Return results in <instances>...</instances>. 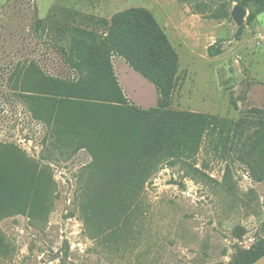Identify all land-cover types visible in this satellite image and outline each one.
Wrapping results in <instances>:
<instances>
[{
  "label": "rangeland",
  "instance_id": "rangeland-1",
  "mask_svg": "<svg viewBox=\"0 0 264 264\" xmlns=\"http://www.w3.org/2000/svg\"><path fill=\"white\" fill-rule=\"evenodd\" d=\"M259 2L0 0V143L27 186L39 185L44 215L35 222L0 214V241L12 242L16 253L0 257V264H246L264 252V0ZM241 3L246 15L237 25L231 14ZM135 8L153 15L178 56V83L166 111L231 123L223 143L207 140L196 157L195 167L207 178L193 179L180 164L164 161L137 194L121 187L122 178L136 181L138 170L113 168L105 158L95 168L78 142L54 141L51 129L15 96V78L8 77L17 64L33 63L47 75L72 78L57 50L59 29L89 28ZM210 46L219 55L211 57ZM116 61L122 60L114 57L112 66L129 102L155 109L153 85Z\"/></svg>",
  "mask_w": 264,
  "mask_h": 264
},
{
  "label": "trees",
  "instance_id": "trees-1",
  "mask_svg": "<svg viewBox=\"0 0 264 264\" xmlns=\"http://www.w3.org/2000/svg\"><path fill=\"white\" fill-rule=\"evenodd\" d=\"M259 1L247 3L258 5ZM238 6L242 8V3ZM93 24L59 29L63 35L58 37L57 50L72 78L47 75L33 63L17 64L8 76L9 82L15 78L11 87L15 96L34 120L51 129L54 141L78 142L95 168L105 158L111 159L113 168L138 170L136 181L122 178L123 191L139 193L164 161L180 164L193 179L207 178L195 167L196 157L207 140L215 146L223 143L231 123L203 113L166 111L178 83V56L153 15L135 8ZM34 25L42 27L39 20ZM208 54L217 56L219 50L210 46ZM114 57L155 87V109L144 111L129 102L114 73ZM7 149L0 143V214L17 213L42 221L39 185L27 186L22 170L6 158ZM126 157L137 161L122 162ZM85 224L88 228L86 220ZM15 254L12 242L0 241V257L13 259Z\"/></svg>",
  "mask_w": 264,
  "mask_h": 264
},
{
  "label": "water",
  "instance_id": "water-1",
  "mask_svg": "<svg viewBox=\"0 0 264 264\" xmlns=\"http://www.w3.org/2000/svg\"><path fill=\"white\" fill-rule=\"evenodd\" d=\"M231 15L236 24L241 25L243 22V18L246 15V12L240 6L236 5L232 10ZM251 264H264V254L254 260Z\"/></svg>",
  "mask_w": 264,
  "mask_h": 264
},
{
  "label": "crops",
  "instance_id": "crops-1",
  "mask_svg": "<svg viewBox=\"0 0 264 264\" xmlns=\"http://www.w3.org/2000/svg\"><path fill=\"white\" fill-rule=\"evenodd\" d=\"M121 59V58H120ZM122 60V59H121ZM117 62H119L118 64L120 65V66H122V68L124 69V70H129V67L125 64V62L122 60L121 62L120 61H116V63ZM132 70V69H131ZM132 72H134L133 70H132ZM136 73V72H135ZM137 74V73H136ZM139 75V74H138ZM140 76V75H139ZM142 77V76H141ZM143 78V77H142ZM144 79V78H143ZM147 81V80H146ZM145 82V81H144ZM143 84H146V83H143ZM154 86H152V88H153ZM155 92H156V89H155V87L153 88V93L155 94ZM125 95V94H124ZM156 96H157V92H156ZM127 98V97H126ZM155 103H157V101L155 102Z\"/></svg>",
  "mask_w": 264,
  "mask_h": 264
}]
</instances>
